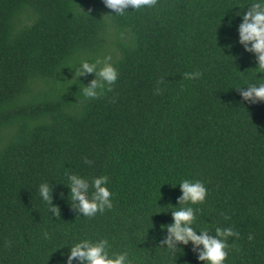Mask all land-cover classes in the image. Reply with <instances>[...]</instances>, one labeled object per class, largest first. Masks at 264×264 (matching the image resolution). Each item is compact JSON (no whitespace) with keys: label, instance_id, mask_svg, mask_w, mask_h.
Returning <instances> with one entry per match:
<instances>
[{"label":"trees","instance_id":"obj_1","mask_svg":"<svg viewBox=\"0 0 264 264\" xmlns=\"http://www.w3.org/2000/svg\"><path fill=\"white\" fill-rule=\"evenodd\" d=\"M248 3L157 0L114 15L103 0H0V264H63L82 238H106L110 256L132 264H203L191 244L176 256L158 246L172 217L157 212L176 206L184 178L208 190L192 205L197 231L240 233L225 264H264V102L235 89L264 82L238 43ZM116 30L124 38L111 52ZM102 51L119 72L111 91L50 98L74 89L73 67ZM67 173L107 174L113 207L77 215ZM44 181L60 216L37 193Z\"/></svg>","mask_w":264,"mask_h":264},{"label":"clouds","instance_id":"obj_2","mask_svg":"<svg viewBox=\"0 0 264 264\" xmlns=\"http://www.w3.org/2000/svg\"><path fill=\"white\" fill-rule=\"evenodd\" d=\"M104 5L114 10V15H124L127 9L142 10L152 8L157 4V0H103ZM240 9H247L243 12H237L241 17V22L237 26L238 43L244 51L252 53L255 57L256 66L255 75L264 73V0H250V3L244 6H238ZM231 21H229L230 25ZM72 79L78 80L79 77L88 74L93 75V79L87 85L83 84L81 92L85 98H97L104 92L111 91V86L117 81L119 72L112 63L111 55L98 56L93 61L81 59L73 67ZM186 79L199 78L202 73L185 72ZM257 79L256 83H248L246 86L235 88L242 101L255 104L264 102V82ZM157 95L159 92L156 93ZM86 164L91 165L87 157L84 158ZM110 178L107 174L97 175L91 178L67 173V183L64 184L69 189L67 199L70 207L77 215L84 217H94L97 213H103L106 209L113 207L114 193L109 187ZM177 185L181 195L177 197L176 206L167 211H158L157 213L171 212V222L162 225L166 234L159 241L158 246L165 248L168 252L176 256V253L182 252L181 245L191 244V250L196 254L197 260L203 264H225L229 249L233 247L235 240L239 238L240 233L232 227L214 228V234L205 227L197 231L193 227L196 214L200 211L198 207L192 205L202 204L207 196V188L201 180H192L184 178ZM37 193L40 199L48 205V210L52 216H60L59 206L53 203V186L49 181L40 183L37 187ZM47 236V233H45ZM233 238L232 244L229 238ZM249 240L252 236L249 235ZM64 256L63 264H132L128 254L111 255L110 244L106 238L90 239L82 238L71 244Z\"/></svg>","mask_w":264,"mask_h":264},{"label":"rangeland","instance_id":"obj_3","mask_svg":"<svg viewBox=\"0 0 264 264\" xmlns=\"http://www.w3.org/2000/svg\"><path fill=\"white\" fill-rule=\"evenodd\" d=\"M109 38H110V44H111L110 45L111 46L110 51L114 52L117 48V42L119 40H121V38H124V32L122 30H116V31L112 32V35ZM98 56H101V57L104 56V52L102 51L96 55H90V56H88V59L90 61H93ZM85 77H89L88 79H90V80L94 78L92 74H88L86 76L79 77L78 80H76L74 78H73V80L79 82L80 80H82ZM78 82H73V83H75V85L77 84L75 88L80 86V84ZM75 88L74 89H53L50 93L51 94L50 98H55L57 100H59V99H75L79 95H83L81 92V89H75Z\"/></svg>","mask_w":264,"mask_h":264}]
</instances>
